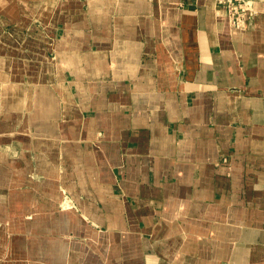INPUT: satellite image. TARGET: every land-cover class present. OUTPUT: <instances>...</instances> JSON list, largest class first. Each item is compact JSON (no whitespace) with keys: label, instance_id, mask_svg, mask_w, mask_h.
I'll return each instance as SVG.
<instances>
[{"label":"crops","instance_id":"crops-1","mask_svg":"<svg viewBox=\"0 0 264 264\" xmlns=\"http://www.w3.org/2000/svg\"><path fill=\"white\" fill-rule=\"evenodd\" d=\"M248 3L0 0V264H264Z\"/></svg>","mask_w":264,"mask_h":264},{"label":"built area","instance_id":"built-area-1","mask_svg":"<svg viewBox=\"0 0 264 264\" xmlns=\"http://www.w3.org/2000/svg\"><path fill=\"white\" fill-rule=\"evenodd\" d=\"M220 7L224 9L229 23L235 28H246L252 9L245 0H217Z\"/></svg>","mask_w":264,"mask_h":264},{"label":"rangeland","instance_id":"rangeland-1","mask_svg":"<svg viewBox=\"0 0 264 264\" xmlns=\"http://www.w3.org/2000/svg\"><path fill=\"white\" fill-rule=\"evenodd\" d=\"M245 1H248V0H245ZM250 4V3H249ZM31 233H32V231H31Z\"/></svg>","mask_w":264,"mask_h":264}]
</instances>
